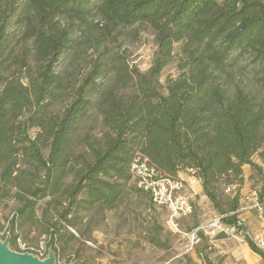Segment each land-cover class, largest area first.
I'll return each mask as SVG.
<instances>
[{"label": "trees", "instance_id": "obj_1", "mask_svg": "<svg viewBox=\"0 0 264 264\" xmlns=\"http://www.w3.org/2000/svg\"><path fill=\"white\" fill-rule=\"evenodd\" d=\"M4 2L0 207L17 204L8 219L13 251L20 252L27 229L48 237L59 256L55 243L75 239L68 227L89 233L83 213L116 209L128 188L149 194L132 173L139 157L161 178L198 179L222 223L245 232L239 224L245 166L255 172L250 178L264 206V169L256 162L264 163V0H24L16 39L10 32L16 14L7 16ZM94 16L108 33L151 28L157 50L150 68L142 72L120 55L106 58L76 88L60 65L75 47L74 34ZM178 43L179 74L164 87L160 78ZM91 109L99 127L84 128ZM221 236L198 233L195 251L207 263ZM150 243L167 247L155 236Z\"/></svg>", "mask_w": 264, "mask_h": 264}, {"label": "rangeland", "instance_id": "obj_2", "mask_svg": "<svg viewBox=\"0 0 264 264\" xmlns=\"http://www.w3.org/2000/svg\"><path fill=\"white\" fill-rule=\"evenodd\" d=\"M8 2L9 6L4 2L2 7L7 10V16L16 14L13 15L10 29L16 39L21 36L23 28V24L19 21V13L24 7V0H8ZM98 20V17H90L81 26L80 31L74 34L75 47L60 65V70L68 72L76 88L83 84L86 76L93 71L100 60L102 62L106 58L119 55L123 56L130 66L146 72L157 50L153 30L147 25L136 24L108 33L101 30V26L96 27ZM182 46L183 43L175 45V60L162 72L160 82L164 87L168 79L179 74L178 62ZM99 120L97 110L91 109L83 127L91 125L99 127ZM253 172L249 167L245 170L246 182L242 188L245 206L259 202L260 185L255 179L250 178ZM180 175L182 178L186 177L185 173ZM182 178L179 177V180L184 181ZM184 184L186 188L185 181ZM184 192L185 190L183 194ZM253 192L256 193L257 200H254ZM150 200L149 194L139 195L128 188L116 209L99 214L95 207L90 212L83 213L85 220L82 223V230L89 233L82 237L80 231L68 227L69 232L75 235V239L67 243L64 241L55 243L61 251L59 256L48 244L49 238L39 236L36 230H32L31 233H25L27 229L23 231L22 238L18 239V250L20 253L45 256L54 253L57 256L55 264H199L196 257V261L190 258L196 245L192 247L191 234L190 237L185 234L200 228V233L205 238L217 237L219 233L212 227L217 215L211 207L202 200L199 204L191 200L194 213L177 219L183 232L178 234L171 231L167 224L171 212L166 208L156 207ZM16 207L17 204L13 201L7 206L0 207L4 226L0 232V240L8 244L10 232L8 219H12ZM154 236L166 243L167 247H158L150 243V238Z\"/></svg>", "mask_w": 264, "mask_h": 264}, {"label": "built area", "instance_id": "obj_3", "mask_svg": "<svg viewBox=\"0 0 264 264\" xmlns=\"http://www.w3.org/2000/svg\"><path fill=\"white\" fill-rule=\"evenodd\" d=\"M132 173L137 179V185L140 189L149 193L152 203L159 208H166L171 212L170 219L167 224L171 231L178 234H183L177 219L179 217H187L194 213V206L188 196L183 194L185 190L184 181L179 179L161 178L154 167L149 164L147 158H137L132 166ZM227 193L233 192L232 188H228ZM257 208L264 216V206L261 203L257 204ZM243 225V221L239 222ZM212 227L219 234H224L227 237L239 238L246 240L247 236L264 252V232L261 235L252 237L247 232H238L235 227L227 226L222 223L221 217L216 216ZM72 230V229H71ZM74 232V230H72ZM200 228L185 234L187 237L192 236V247L199 244L201 239L198 237ZM91 246L94 244L88 242ZM38 258L45 260L49 258L44 254H32ZM56 260L57 256L55 255Z\"/></svg>", "mask_w": 264, "mask_h": 264}, {"label": "crops", "instance_id": "obj_4", "mask_svg": "<svg viewBox=\"0 0 264 264\" xmlns=\"http://www.w3.org/2000/svg\"><path fill=\"white\" fill-rule=\"evenodd\" d=\"M260 161H261L260 159H256V162L262 165L264 169V163ZM247 167L249 166H245L244 172ZM185 176H186L185 178H182L181 175L179 176L187 183L184 192L185 195H187L190 198V200L195 201V203L197 204H199L201 200L207 202V204L217 215L210 201L203 194V188L201 186V182L195 177L190 176L186 173ZM245 182H246V176H245ZM241 194L244 197L242 190H241ZM252 194L255 197L254 200H257L255 196L256 193L253 192ZM243 197H242V210L240 217L243 221L245 232H247L252 237L261 235L264 232V216L260 213L259 209L257 208V204L259 202L257 201L250 206H245ZM213 244H214L213 252L207 253L209 263H207L203 259L202 255H200L196 251L191 253L190 258L193 259V261H196L197 258L199 264H264V258L260 254L252 250L247 240L221 236L215 239L213 241Z\"/></svg>", "mask_w": 264, "mask_h": 264}, {"label": "water", "instance_id": "obj_5", "mask_svg": "<svg viewBox=\"0 0 264 264\" xmlns=\"http://www.w3.org/2000/svg\"><path fill=\"white\" fill-rule=\"evenodd\" d=\"M54 253L48 259L42 260L30 253L13 251L7 242L0 240V264H55Z\"/></svg>", "mask_w": 264, "mask_h": 264}]
</instances>
